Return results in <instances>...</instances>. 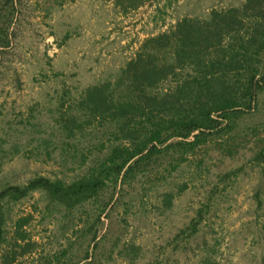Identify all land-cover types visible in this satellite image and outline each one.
Returning a JSON list of instances; mask_svg holds the SVG:
<instances>
[{"label": "rangeland", "instance_id": "rangeland-1", "mask_svg": "<svg viewBox=\"0 0 264 264\" xmlns=\"http://www.w3.org/2000/svg\"><path fill=\"white\" fill-rule=\"evenodd\" d=\"M244 2L146 0L123 10L116 0H15L11 45L0 52V141L8 136V143L0 145V186L5 179L56 165L54 146L49 154L33 149L31 159L13 154L10 143L21 139L29 116L41 123L35 130L51 135L56 98L65 95L67 106L83 88L114 80L145 38L171 29L183 17L203 18ZM256 57L262 67L264 50ZM226 74L242 79L237 71ZM263 123L260 89L227 138L216 139L180 165L169 166L166 158L160 167L119 184L99 219L94 206L74 215L48 211L35 193L15 207L32 214L25 228L37 243L17 262L264 264V155L258 156L264 136L253 134L254 127L262 131ZM39 152L46 163L36 161ZM77 167L66 160L64 171L74 177Z\"/></svg>", "mask_w": 264, "mask_h": 264}, {"label": "trees", "instance_id": "trees-1", "mask_svg": "<svg viewBox=\"0 0 264 264\" xmlns=\"http://www.w3.org/2000/svg\"><path fill=\"white\" fill-rule=\"evenodd\" d=\"M145 1L116 3L127 10ZM4 3L0 52L11 45L16 10L15 0ZM262 50L264 0L214 9L203 18L185 16L171 29L145 38L114 80L83 88L67 106L65 95L56 98L51 103L54 125L48 124L54 129L51 135L35 130L41 123L29 116L21 139L10 143L13 154L31 159L33 149L49 154L54 146L56 165L5 179L0 186V264H20L19 256L34 251L37 243L25 228L32 214L18 213L15 207L35 193L48 211L74 215L94 206L99 219L119 184L160 167L166 158L169 166L180 165L216 139L227 138L264 89V63L260 67L256 57ZM228 70L242 79L227 78ZM262 127L261 132L254 127V136H264V123ZM86 136L93 139L84 141ZM38 154L36 161L46 163ZM66 160L78 166L79 174L71 177L64 171ZM88 258L87 251L84 260Z\"/></svg>", "mask_w": 264, "mask_h": 264}]
</instances>
